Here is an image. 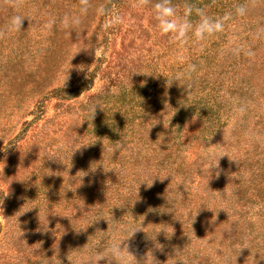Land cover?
I'll return each mask as SVG.
<instances>
[{"label": "rangeland", "instance_id": "374dc122", "mask_svg": "<svg viewBox=\"0 0 264 264\" xmlns=\"http://www.w3.org/2000/svg\"><path fill=\"white\" fill-rule=\"evenodd\" d=\"M107 2L0 0V264H167L166 258L158 257V245L154 254L148 250V241L139 235L145 222L140 216L133 218L132 212L118 225L106 224L95 241L106 244V249L88 255L78 239L70 254L71 222L76 221V227L80 223L71 217L67 184L101 170L106 171L103 177H110V165L120 162L119 156H128L124 168L116 169H122L120 176L148 180L143 159L134 156H152L154 149L163 152L169 132L179 135L184 123L172 129L178 119L176 108L195 100L204 104L206 85L219 86V96L229 100L213 110L220 119L210 115L205 125L197 126L192 111L186 110L184 127L190 124L185 130L189 136L185 144L174 147L179 148L174 150L175 158L180 154L188 161L200 158L209 169L225 154L209 170L210 182L204 181L215 189L233 179L246 156H253L254 164L264 171V0H167L175 9L172 19L193 26L179 39L162 33L157 25L154 5L164 0ZM16 17L22 19L21 26L14 23ZM205 17L223 27L198 38L194 26ZM46 59L45 69L51 70L44 80L49 84L45 92L65 84L66 76L78 68L86 70L82 78L89 80L90 90L71 100L44 99L45 92L37 94L41 89L37 85L36 93L30 91L29 71L39 72ZM182 84L195 88L183 94L184 90H177ZM235 85L252 95H232L229 87ZM104 88L110 91L102 102L88 99ZM171 90L173 95L168 93ZM34 109L35 115L30 114ZM25 120L33 122L26 125ZM144 129L148 137L142 135ZM227 172L233 175L227 177ZM165 178L164 182L181 183L178 175L166 173ZM201 181L196 177L190 183L193 193L214 194ZM226 187L215 191L219 198L231 195V182ZM243 202L248 220L254 223L251 236L264 240V206ZM180 204L186 212L187 206L195 209L201 202ZM238 222L244 223L241 218ZM119 244L117 262L107 257L97 261ZM240 248L234 261L228 258L221 264H251ZM256 264H264V255Z\"/></svg>", "mask_w": 264, "mask_h": 264}, {"label": "trees", "instance_id": "16d2710c", "mask_svg": "<svg viewBox=\"0 0 264 264\" xmlns=\"http://www.w3.org/2000/svg\"><path fill=\"white\" fill-rule=\"evenodd\" d=\"M115 1L108 0L107 5H111ZM0 22H2L1 17ZM55 30L52 29V33ZM46 63L47 59L41 64L37 73L29 71V76H32L33 83L30 86V91L32 90L33 93H36L34 90L36 85L40 86L42 90H37L39 95L44 94L45 88L49 85L46 84L47 82L44 83L45 78L49 76V70H51L47 67L45 69ZM262 66L264 67V60H262ZM85 71L84 68H78L68 74L65 84L51 86L50 90L45 92L44 99L50 96L71 100L79 97L84 91L90 90L89 80H83L82 78ZM90 76H92V73ZM66 83L71 84L67 86ZM206 86L205 96L208 99L204 104L202 103L201 105L195 100L188 106L176 108L174 114L178 119L171 124L172 129L176 128L178 130L182 120H184V123L181 133L177 136H174L173 133L175 131L168 127L172 132H169L170 138L167 140V145L163 152L160 153L157 151L158 149H154L155 152L152 156H134L135 160L138 158L143 159L142 169L150 177L148 180L142 182L130 176H120L122 169H119V172H116V169L120 166L124 168L123 162L127 161L128 156H124L125 159L119 156L120 162L110 165L108 174L110 177H103L102 175L106 171L101 170L99 173L91 172L87 174L86 178H79V182L75 180L67 184L71 217L74 220H79L78 222L80 223V227H76L74 225L76 221L71 222L68 234L70 244L67 247L70 254L78 239L81 244L86 246L85 252L88 255H93L106 249L104 248L106 244H95L96 239L102 237L106 224L110 222V226L118 225V223H121L119 219H123L124 216L126 217L128 213L132 212L131 216L133 218L140 216L139 218L145 222L146 226L144 230L140 231L139 235L145 236V240L148 241V250L150 249V252L154 254L156 252L154 246L158 245L157 253H160L158 257L166 258L167 264H221L222 261L228 258H232L234 261V257H238L237 249L241 246L240 251L246 253L248 261L251 260V264H256V261L264 255V246L262 244L264 240L260 238L256 240L251 236L250 231L252 229L250 228L254 223L248 220L247 212H245L247 204L243 202V200L261 202V205L264 206V171L259 167V163L254 164L253 156H246L238 164V171L234 174L233 179L228 178L216 189L213 188V185L210 184L209 186L204 182H210L212 177L209 174V169L203 165L204 160L195 158L192 161H188L181 154L177 158L174 156V150H179L178 147H174L185 144L186 137L189 136L185 130L190 128V124L187 123L186 125L188 126L184 127L187 122L186 110L192 111V117L197 119V126L201 123L205 125L209 118L214 117V115L218 117L217 119H220V116L217 115L218 112L213 113V110H218L216 104H222V102L229 100L224 95L219 96V86ZM194 88L195 85L185 88L182 84L177 87V90H184L183 94H185V90L191 91ZM229 88V92L232 95L236 93L242 97L250 93L247 88L239 85ZM223 89H225V86H223ZM109 91V88H104L103 91L90 95L88 99L97 98V101H103L104 93ZM173 91H169V95H173ZM183 97L182 95L180 98L183 99ZM246 97L244 98L246 99ZM37 110L42 112L39 106ZM194 111H196V114ZM34 112L35 109L30 114H34ZM36 117H34V120ZM31 122L33 121L25 120L24 124L28 125ZM144 132H147L145 129L142 130V135L146 136L147 134H144ZM180 156L181 158L179 159ZM138 168L135 165L134 171H137ZM244 172H246L245 175H243ZM166 173L180 176L181 183L164 182ZM229 173H226L227 177L231 174L233 175L232 172L231 174ZM196 177L203 181L200 184H205V190L213 188L214 194L212 192L207 194L197 193L198 196H196L190 185V183L196 181ZM230 182L233 187V190L228 187L231 190V195L229 197L220 195L219 198V194H216L215 191L225 190L227 188L226 185ZM187 188L189 189L186 190ZM134 194L138 195L134 196ZM146 194L153 195L147 197ZM175 194L177 195L175 196ZM178 194L185 195L178 197ZM162 196L163 200H161ZM157 199L159 201L156 203L155 200ZM182 200L189 201V204H195L196 201L200 200L201 204L199 205L201 207L198 205L197 208L193 209L187 206L185 212L180 204ZM118 207L120 209L119 212ZM240 218L244 221L243 225L238 222ZM224 224L226 226L231 225V231H223L224 228L222 227ZM244 225L248 227L245 228ZM91 242L92 244H90ZM245 242L248 243L246 246ZM94 244L95 247L93 248ZM150 259L154 260L155 257ZM252 261L254 262L252 263Z\"/></svg>", "mask_w": 264, "mask_h": 264}, {"label": "clouds", "instance_id": "9594fccd", "mask_svg": "<svg viewBox=\"0 0 264 264\" xmlns=\"http://www.w3.org/2000/svg\"><path fill=\"white\" fill-rule=\"evenodd\" d=\"M154 10H155V19L157 21V25L159 27V30L162 33H164V34L173 33L179 39V38H183L184 35L186 34V32L193 30V26L191 24H189L187 22H180L179 20L172 19L175 16V9L169 3H167V0H164V2H157L154 5ZM21 20L22 19L20 17H16V20L14 21V23L17 26H21ZM222 27H223V25L220 21L205 17V18H202L194 26L193 34L198 38H203L207 35H211L217 31H219ZM173 80L176 81V78L173 77L172 81ZM172 81H171V83H172ZM224 155L225 154H222L220 157H222ZM219 158H218V160H219ZM218 160L215 164H212V163L209 164V170L210 171L213 168L217 167ZM222 210H224V209H222ZM223 231H225V232L231 231V225L225 226ZM120 244L116 245L114 248L109 250L107 255L98 257L97 261L102 257H107L109 261H111V260L116 261V259L114 257L116 256V254H118V252L121 248ZM136 264H137V261H136Z\"/></svg>", "mask_w": 264, "mask_h": 264}]
</instances>
